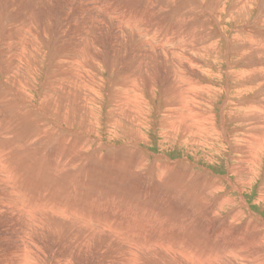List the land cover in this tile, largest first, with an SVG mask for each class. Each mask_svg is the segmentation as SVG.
Instances as JSON below:
<instances>
[{
	"label": "rangeland",
	"instance_id": "obj_1",
	"mask_svg": "<svg viewBox=\"0 0 264 264\" xmlns=\"http://www.w3.org/2000/svg\"><path fill=\"white\" fill-rule=\"evenodd\" d=\"M91 1L96 21L88 11L90 15L81 10L83 6L77 0H0V95L6 94L0 99V264H245L255 257L258 259L254 263L259 264V240L264 238L260 227L264 225V143L255 147L253 133L258 131L253 132L255 128L251 130L250 125L258 119L249 110H253L251 105L264 106V73L240 72L242 66L254 65L263 58L252 53V62L251 56H240L237 51L247 46L242 41L231 45L240 58L235 52L231 55L230 50L225 55L229 40L237 33L231 34L226 14L223 25L229 40L222 38L218 42L224 64H213L227 74L219 79L215 69L208 76L197 70L186 72L192 79L189 84L196 81L199 91L189 89L178 73V81L170 84L162 56L152 54L158 59L156 65L130 54L132 48L144 55L138 50L141 45L134 46V40H143L146 31L122 29L119 23L123 24L121 14H126V10L117 8L120 1L119 7L125 6L130 13L143 14L146 10L149 17L142 15L143 23L152 29L167 25L187 29L189 21L185 15L182 23L173 14V0ZM214 1L220 7H231V0ZM206 2L209 6L211 0ZM249 11L248 23L257 18L264 20V0H256ZM190 27L195 36L192 41L196 42L198 30ZM256 29L253 45L264 49V27L256 25ZM188 33L182 32L186 41ZM34 38L36 42L30 41ZM118 41H123L125 47ZM143 47L149 48L147 44ZM155 50H160L157 44ZM62 56L71 63L61 67ZM198 59L211 62L209 58ZM18 60H24V65H15ZM54 60L57 64L50 68ZM31 61L34 66L29 69ZM12 65L16 66V76L27 75L29 69L43 83V95L36 96L33 91L25 92L12 85L7 77ZM21 65L25 67L22 69ZM62 80L67 83L61 85ZM237 81L238 86L245 85L236 91L233 87ZM257 84L259 88H254ZM247 89L251 90L249 94ZM200 91L202 96L198 97ZM46 94L49 96L42 101ZM244 97L254 104H248ZM21 98L27 99L28 104L24 111L16 108V113L22 111L18 116L11 106ZM204 99V105L197 103ZM85 103L87 107H83ZM172 106L178 122L173 132L169 129L171 118L164 117V111ZM63 109L61 117L58 113ZM203 109L207 110L206 117L213 120L198 124L195 112ZM85 111L90 114V125L83 126L77 118H71ZM200 125L208 135L203 137L206 133L201 132L193 139L182 140L189 144L180 146L183 130L188 132L192 130L189 126L197 129ZM125 130H131L130 139L121 136ZM167 130L172 132L171 137L164 134ZM80 132L84 137L75 134ZM85 134L95 138L96 145L82 150L79 147L73 157L78 149L75 143ZM215 141L227 142L223 143L226 149L210 151V142ZM194 143L202 146L204 152L197 150ZM256 149L262 153L260 169L257 164L250 165L252 161L248 159L259 153ZM70 159L76 161L73 168L57 170ZM71 170L74 177L69 179ZM258 172L260 179H252L250 189L247 188L245 179L249 181ZM240 189L247 192L241 194ZM24 193L28 195L25 197ZM30 217L34 219L31 221ZM22 242L27 248L23 249ZM228 255L234 259L230 261ZM20 257L22 261L27 257V261L23 263Z\"/></svg>",
	"mask_w": 264,
	"mask_h": 264
},
{
	"label": "bare ground",
	"instance_id": "obj_2",
	"mask_svg": "<svg viewBox=\"0 0 264 264\" xmlns=\"http://www.w3.org/2000/svg\"><path fill=\"white\" fill-rule=\"evenodd\" d=\"M41 1V0H40ZM78 1V3H79V5H81V6H83V8L81 9L83 12H89L91 15H93L94 17H92L93 18V20H97V15H96V13L94 12L95 10H94V7L91 5V3H92V1L91 0H77ZM95 1V0H94ZM212 1L213 2H215L214 0H211V3L209 4V6L207 5V2H206V0H175V2H174V0L173 1H171V3H173L172 4V6L173 5H175L174 7H172L171 6V8L173 9H175V11L174 10H172V11H174V13L173 14H175L176 16H179L180 17V20L182 19L183 21H181L182 23H184L185 22V19L183 18V16L185 15V18L186 19H188L187 21H189V27L188 26H186V27H188L187 29L186 28H183L182 26H175L174 27V25L173 26H168L167 25V27L166 26H159L158 28H156V29H152V28H149V27H147V26H145V24L143 23V16H144V18H148L149 16L146 14V10L145 11H143V14L142 13H140V14H137V13H130V11H127V9L125 8V6H123V7H119L122 3L119 1V4L120 5H118V10H121V9H124V10H126V14H121L122 16H123V21H121V23L123 22V24H120L119 23V26L120 27H122V29H124L125 30V28H128L129 30H136V31H146V33L143 35V37H144V39L142 40V39H140V38H137V39H135L134 40V46H135V44H137V45H141V47H140V49H138V50H141V52H143L144 53V55H140L138 52H136V51H134V49H132V48H130V50H131V52H130V54L131 55H134V56H138L139 58H143L144 60H149V61H151L152 63H155L156 65L158 64L157 63V61H158V59L156 58V56H162L163 57V61L162 62H164V68H163V70L164 71H166L168 74H169V82H170V84H172L173 83V81L176 79V81H178V77H177V74L176 73H178L180 76L182 75V82L183 83H185L186 84V86L189 88V89H191L192 91H199L198 90V88L196 87V84H195V82L193 83V85H191V84H189V83H192V79L188 76V74H186V72H188V73H191L193 70H197L200 74H202V75H206V76H208V75H211V73H212V70H216L217 71V77L219 78V79H221L222 78V74L224 75H226L227 74V72H225L224 73V71H222L219 67H216V65L215 64H213V63H222V64H224V62H223V60H222V57H223V55H222V52L219 50L220 48H218V42L220 41V39H222V38H227L226 36H225V26L223 25L224 24V22L226 23V17L224 18V16H226V14H229V18H227V19H229L230 21V24H231V26H230V32H231V34L232 33H234V32H237L234 36H233V38H232V36H231V34H230V38H232V40L230 39H228L230 42H229V49H228V51H227V54H225V55H228L229 54V50L231 51V55L235 52V51H237L236 49H234V48H232L231 47V45L233 44V42L234 41H242L243 43H245L247 46L246 47H243L242 49H241V51H237L238 52V54H240V56H241V54H242V57H243V55L245 56V55H249V56H251V57H249V59L251 58H253L254 56L252 55V53H255L257 56L256 57H261V58H263L261 61H259V62H256L254 65L252 64V65H249V66H242V70H241V72H240V75H252V74H256V73H264V49L263 48H261V47H256V46H254L253 45V43H256V42H253L254 40H256V38L255 37H257V29H256V25H259V26H262V27H264L263 25H264V20L262 19V21L260 22V20L257 18V20L254 22H252V23H248V20H246L247 19V16L248 15H250V14H248V15H246V13H249L250 11V9H251V7L253 8L254 7V5L256 4V0H231V7H229V9H226V7L223 5V7H220L218 4H216V3H212ZM260 1V0H259ZM37 2H39V1H37ZM43 2V1H42ZM259 4V3H258ZM67 5V4H66ZM65 7V6H64ZM167 7V6H166ZM70 8V7H69ZM128 9H131V8H129V7H127ZM154 8V7H153ZM65 9V8H64ZM68 9V8H67ZM160 9V8H159ZM256 9V8H255ZM74 10V9H73ZM76 10V9H75ZM116 10V9H115ZM114 10V11H115ZM169 10H170V7H169ZM258 10V9H257ZM70 11V10H69ZM122 11V10H121ZM172 11H170V14L172 15ZM231 11V12H230ZM87 12V14H89ZM115 12H118V11H115ZM164 12V11H163ZM182 12L184 13V14H182ZM227 12V13H226ZM235 12V13H234ZM122 13V12H121ZM253 13V12H252ZM89 14V15H90ZM118 14V13H117ZM230 14H232V15H230ZM255 14V13H254ZM260 14V13H259ZM86 15V14H85ZM143 15V16H142ZM174 15V16H175ZM261 15V14H260ZM101 16V15H100ZM103 16H105V14L103 15ZM107 16V15H106ZM99 17V16H98ZM108 17V16H107ZM120 17V16H119ZM140 17V18H139ZM163 17H164V15H163ZM228 17V16H227ZM256 17V16H255ZM262 17V16H261ZM89 18V17H88ZM95 18V19H94ZM103 18V17H102ZM110 18V17H109ZM253 18V17H252ZM264 18V17H263ZM100 19V18H99ZM111 19H115V18H111ZM110 19V20H111ZM140 19V20H139ZM256 19V18H255ZM261 19V18H260ZM95 20V21H96ZM109 20V19H108ZM178 20V19H177ZM89 21V20H88ZM91 21V20H90ZM114 21V20H113ZM117 22H118V20H116ZM120 21V20H119ZM116 22V23H117ZM177 22V21H176ZM240 22V25L238 24ZM90 23V22H89ZM96 23V22H95ZM194 23H196V24H198L199 25V27L198 28H196L193 24ZM31 24V23H30ZM29 24V25H30ZM99 24V23H98ZM155 24V23H154ZM177 24H178V22H177ZM188 24V23H187ZM28 25V26H29ZM88 25V24H87ZM27 26V25H26ZM31 26H33V25H31ZM190 26H192L194 29H196V30H198V33H197V41L196 42H193L192 41V39L195 37L194 36V34L192 33V29H191V27ZM30 27V26H29ZM91 27H93V26H91ZM91 27H90V29H91ZM119 27V28H120ZM123 27H125V28H123ZM95 28V27H94ZM28 29V28H27ZM31 29H32V27H31ZM109 29V28H108ZM89 30V29H88ZM93 30V29H92ZM127 31V30H126ZM184 31H188L189 33L187 34V36H188V39L189 40H185L184 39V35L182 34V32H184ZM202 31V32H201ZM206 31H210L211 33H206ZM91 33H92V31H90ZM109 32V31H108ZM130 32V31H129ZM264 32V31H263ZM96 33V32H95ZM99 33V32H98ZM132 33V32H131ZM102 34V33H101ZM184 34H186V33H184ZM32 34H30V36H31ZM96 35H98V34H96ZM139 35V34H138ZM141 35V34H140ZM139 35V36H140ZM115 36V35H114ZM130 36V38L131 39H133V36H131V35H129ZM242 36H244V37H242ZM32 37V36H31ZM199 37V38H198ZM205 39H208L209 41H204ZM35 40V38L34 39H32V40H30V41H34ZM38 40V39H37ZM120 40H121V38H120ZM40 41V40H39ZM45 41V40H44ZM125 41V40H124ZM222 41V40H221ZM31 42V44H33ZM35 42H36V40H35ZM34 42V43H35ZM132 42V41H131ZM263 42H264V40H263ZM118 43H120L121 45H123L124 47H125V45H124V42L123 41H118ZM224 43V42H223ZM126 44V43H125ZM128 44V43H127ZM132 44V43H131ZM131 44H130V47H132L131 46ZM144 44H147L148 45V47L149 48H144L143 47V45ZM156 44L158 45V47H159V51H156L155 50V48H156ZM228 44V43H227ZM261 44H262V42H261ZM3 45V44H2ZM34 45V44H33ZM129 45V44H128ZM136 45V46H137ZM223 45V44H222ZM225 45V44H224ZM256 45V44H255ZM5 46H7V45H5ZM31 47V46H30ZM224 47V46H223ZM225 48V47H224ZM32 49L33 48H31V51H32ZM37 49V48H36ZM158 49V48H157ZM136 50V49H135ZM149 51V53H148V51ZM9 51V50H8ZM21 51H22V49H21ZM35 51V50H34ZM223 51H226V49L225 50H223ZM223 53H225V52H223ZM146 54L148 55V57H146ZM156 55V56H153V55ZM235 55H237V53L235 52ZM28 56V55H27ZM238 56V55H237ZM21 57V56H20ZM161 57V58H162ZM234 57H236V56H234ZM239 57V56H238ZM238 57H237V59H238ZM241 57V58H242ZM29 58H30V56H29ZM160 58V57H159ZM198 58H209L210 60H211V62L210 61H200ZM224 58H225V56H224ZM229 58V57H228ZM240 58V57H239ZM246 58H248V56H246ZM231 59V58H230ZM243 59V58H242ZM245 59V58H244ZM249 60V61H252V60ZM248 60V59H247ZM246 60V62H248ZM22 61H24V60H22ZM22 61H17V64H15V65H18V63H20V62H22ZM61 64H60V66L61 67H63L62 65H64L65 63H68V64H70L71 63V61H70V59L69 58H66V57H61ZM236 61V60H235ZM27 62V61H26ZM26 62H24V63H26ZM160 62V61H159ZM230 62H232V60L230 61ZM237 62V61H236ZM253 62V61H252ZM227 63V62H226ZM21 64H23V62L21 63ZM28 64V63H27ZM50 64V63H49ZM55 64H57L56 62H55V60L52 62V64L50 65V68H53V66L55 65ZM231 64H233V65H235L236 66V64H234V63H231ZM230 64V65H231ZM249 64V63H248ZM24 65V64H23ZM59 65V64H58ZM239 65V64H238ZM238 65H237V67H238ZM22 66V65H21ZM20 66V67H21ZM34 66V62H29V69L31 68V67H33ZM228 66H229V64H228ZM19 67V66H18ZM19 67V68H20ZM25 67V66H24ZM23 66H22V69L24 68ZM27 67V66H26ZM231 67H232V65H231ZM234 67V66H233ZM241 67V66H240ZM228 68H230V66L228 67ZM227 68V69H228ZM235 68V67H234ZM29 69H28V71H27V75L25 74V76H22L21 74L19 75V76H16L15 75V71H16V66H14V65H12V66H10V68L8 69V71H7V77H10V78H8L10 81H11V84L12 85H15L16 84V86L18 87V88H20V89H22L23 91H28V90H30V91H33V93H35L36 94V96H41V94L43 93V90H44V88L45 87H43V83L41 82V81H38L37 79H36V77L32 74V73H30L29 72ZM230 71H232V70H230ZM238 71V70H237ZM24 72V71H23ZM230 74H231V72H229ZM232 73H236V72H232ZM232 75V74H231ZM229 76V75H228ZM181 79V78H180ZM230 79H232V78H230ZM229 79V80H230ZM258 80V79H257ZM256 80V81H257ZM255 81V82H256ZM264 81V80H263ZM64 83H67L65 80H62V82H61V85H63ZM234 84V83H233ZM259 84H261V82L259 83ZM259 84H257V86H254V88H257L258 86H259ZM60 85V86H61ZM135 86H137V84L135 83L134 84ZM245 84L244 83H242V84H240L239 86H238V81H237V84L233 87V88H235L236 89V91H237V89H240V87H242V86H244ZM249 85V84H248ZM24 86H25V88H24ZM50 88H51V86H49ZM231 87V86H230ZM230 87H225L224 89L226 90V89H229ZM251 87H252V85H251ZM49 88V92H50V89ZM232 88V87H231ZM233 88H232V90H233ZM244 88V87H243ZM259 88V87H258ZM194 89V90H193ZM245 89V88H244ZM243 89V90H244ZM263 89V88H262ZM235 91V90H234ZM242 91V90H241ZM240 91V92H241ZM249 91H251L250 89H247V90H245V92L246 93H248ZM48 92V93H49ZM229 92H231L230 90H229ZM263 92H264V90H263ZM224 93V92H223ZM227 94H228V91H227ZM236 94V93H235ZM242 94V93H241ZM244 94V93H243ZM249 94V93H248ZM30 95V94H29ZM43 95V94H42ZM198 95V97H201L202 96V93H201V91L199 92V94H197ZM253 95H254V93H253ZM28 96V95H27ZM49 96V94H46L45 95V97L43 98V99H41L42 101H44V100H46L47 99V97ZM206 96H209V94H208V92H206ZM228 96V95H227ZM237 96V95H236ZM255 96V95H254ZM259 96V95H258ZM1 97H6V94L4 93V94H2V95H0V99H1ZM29 97V96H28ZM233 97V96H232ZM8 98V97H7ZM6 98V99H7ZM228 98V97H227ZM230 98V97H229ZM234 98V97H233ZM237 98V97H236ZM239 98H241V96L239 97ZM245 98V97H244ZM253 98V97H252ZM255 98V97H254ZM257 98V97H256ZM245 99H248V98H245ZM20 100V102H18V99L16 100V101H14V105H12L11 106V108H12V110L14 111V113L16 114V115H18V116H20V115H22V111H24V109H25V105L26 104H28L27 103V99H19ZM209 100V99H208ZM225 100H226V98H225ZM240 100V99H239ZM239 100H236V101H239ZM244 100V99H243ZM254 100V99H253ZM261 100V99H260ZM259 100V101H260ZM262 100H263V97H262ZM87 101V100H86ZM204 101H205V99L204 100H200V101H198L197 103H200V104H202V105H204L205 103H204ZM224 101V100H223ZM232 101V100H231ZM230 101V102H231ZM236 101H235V103H236ZM247 101V100H246ZM39 102H41V101H38V103ZM229 102V101H228ZM240 102V104L242 103L241 102V100L239 101ZM248 104H254L252 101H251V99H248ZM263 102V101H262ZM38 103H37V105H36V107H38L39 109H40V111H39V113L41 112L42 114H43V110L41 109V107H40V104L38 105ZM204 103V104H203ZM232 103V102H231ZM246 103V102H245ZM259 103V102H258ZM207 104V103H206ZM209 104V103H208ZM264 104V103H263ZM210 105V104H209ZM236 105H239V104H236ZM243 105V104H242ZM260 105V103L259 104H256V105H251V109H253V110H249V112L252 114V116H254V117H257V119H258V121H257V123H251V125H250V129L251 130H253L254 128V130H253V132H255V131H258V132H255V133H253V137H254V139H255V147L256 148H258V146H259V144H263L264 143V106L263 105H261V106H259ZM207 106V105H206ZM233 106V105H232ZM258 106V107H257ZM83 107H87V104L85 103L84 105H83ZM210 107V106H209ZM227 107H228V103H227ZM239 107H240V105H239ZM247 108H248V106H246ZM16 108L17 109H20V110H22V111H20V112H18V113H16ZM237 108V107H236ZM33 109V108H32ZM228 109V108H227ZM230 109V108H229ZM38 110V109H37ZM35 111L34 112V110H33V112H32V110H31V112L32 113H34V114H39L38 113V111ZM65 110L63 109V111H61V112H59L58 114H59V116H63L64 115V112ZM167 112V113H166ZM229 112V111H228ZM232 112V111H231ZM243 112V111H242ZM48 113V112H47ZM164 117H165V115H168L170 118H171V121H169V123L171 124V126H170V131H172L173 132V130L176 128V127H178V122H177V117L175 116L176 115V113L175 112H173V106H172V108L171 107H168L165 111H164ZM31 114V113H30ZM51 114V113H50ZM49 114V115H50ZM57 114V115H58ZM206 114H207V110H205V109H203V110H200V111H196L195 112V117H194V119H196L197 121H198V124H200L201 122H203V121H209V120H213V119H211V118H208V117H206ZM245 114V113H244ZM46 115V114H45ZM44 115V116H45ZM48 115V114H47ZM48 115V116H49ZM53 115H54V112H53ZM56 115V116H57ZM73 115V114H72ZM89 112L88 111H85L84 113H81L80 112V114L79 115H77V116H73V117H71L72 119H75V118H77L78 119V121H79V123L81 124V125H83V126H85V125H90V121H89ZM235 115V114H234ZM237 115V114H236ZM238 115H240V114H238ZM249 115V114H248ZM251 116V115H250ZM32 117V116H31ZM37 117V116H36ZM39 117H40V115H39ZM50 117V116H49ZM246 117H247V115H246ZM22 118V117H21ZM29 118V117H28ZM51 118V117H50ZM32 119V118H31ZM44 119V118H43ZM208 119V120H207ZM32 120H34V119H32ZM32 120H30V121H32ZM40 120H42V119H40ZM61 120H62V118H61ZM27 121V120H26ZM25 121V122H26ZM38 121V120H37ZM44 121V120H43ZM43 121H41V124H42V122ZM47 120L45 119V121L44 122H46ZM63 121H65L64 119H63ZM62 121V122H63ZM196 121V122H197ZM2 123H3V121H2ZM28 123H30L31 124V122H28ZM47 123L48 122H46V125H47ZM45 124V123H44ZM244 125H245V123H244ZM1 126V125H0ZM5 126V125H4ZM3 126V127H4ZM7 127H5V129H6ZM188 129H192V130H190V131H188V132H185L184 130H183V132H182V134L180 135L181 136V139H179V144H180V146H187V144H189V143H185V142H183L182 140H187V139H193V137L192 136H194V137H197V135H200L201 134V132H205L206 133V129L204 128V127H202L201 125L197 128V129H195V128H191V126H189L188 127ZM8 130V129H7ZM10 130V129H9ZM28 130V129H27ZM30 131H32V130H30ZM30 131H28V133L30 132ZM37 131H39V130H37ZM169 130H167L164 134H168L167 136H170L171 137V133L172 132H170ZM131 132V130H125V131H123V134L121 135L122 137H124V138H129L130 139V136L128 135V133H130ZM168 132V133H167ZM30 133H33V132H30ZM87 133V132H86ZM88 133L89 134H93V132H91V131H88ZM198 133V134H197ZM3 134V133H2ZM76 135H78L79 137H81V136H83L82 134H81V132H80V134H77V133H75ZM171 134V135H170ZM222 134H224V132H222ZM32 135V134H31ZM35 135V134H34ZM120 135V134H119ZM208 135V133H206L205 135H203V137H205V136H207ZM88 135H86L85 134V138H80V142L79 143H75L76 145H78V149H77V151L73 154V157H76L77 156V154H78V150H79V147H80V150H82V149H84V148H88V147H90V146H92L91 144H95L96 145V143H95V141L96 140H94L92 137H87ZM179 136V137H180ZM183 136V137H182ZM84 137V136H83ZM16 138V137H15ZM30 138V137H29ZM201 138H202V135H201ZM24 139V138H23ZM16 140V139H15ZM48 140H49V138H48ZM48 140H46V141H48ZM138 140V139H137ZM227 139H225L224 138V141H226ZM27 141V140H26ZM98 141V140H97ZM132 141V140H131ZM44 142V144H46L45 143V141H43ZM99 142V141H98ZM216 143H212V142H210V145H209V149H210V151H214V152H218L220 149H226L225 147H223V143H225L226 145H227V142H218V141H215ZM19 143V142H18ZM28 143V142H27ZM130 143V142H129ZM128 143V144H129ZM26 144V143H25ZM98 144V143H97ZM196 146H197V150H199V151H201V153L202 152H204V150L202 149V146H200L198 143H194ZM21 145V144H20ZM132 145V144H131ZM130 145V146H131ZM191 145V144H190ZM4 146V145H3ZM42 146V145H41ZM99 146V144L97 145V147ZM23 147V146H22ZM109 147V146H108ZM132 147H134V146H132ZM193 147V146H192ZM244 147H246V146H244ZM21 148V147H20ZM86 148V149H87ZM136 148V147H135ZM139 148V147H138ZM247 149H249L248 147H246ZM137 149V148H136ZM242 149H244V148H242ZM11 150V149H10ZM89 150V149H88ZM88 150H87V152H88ZM91 150V149H90ZM93 150H94V148H93ZM97 150V149H96ZM96 150H95V152H96ZM196 150V151H197ZM109 151V150H108ZM27 152V151H26ZM93 152V151H92ZM91 152V153H92ZM256 152H259V150L258 149H256ZM2 153H4V152H2ZM11 153V152H10ZM14 153V152H13ZM35 153V152H34ZM49 153V152H48ZM90 153V154H91ZM94 153V152H93ZM196 153V152H195ZM206 153V152H205ZM19 154V153H18ZM89 154V155H90ZM23 155V154H22ZM262 153L261 152H259V153H257V154H252V155H250L249 157H248V159L250 160V161H252L251 163H250V165H254V164H257L258 166H257V169H260L259 168V166L261 165V158H262ZM3 156V155H2ZM15 156V155H14ZM36 156H38V155H36ZM42 156V155H41ZM44 156V155H43ZM212 156V155H211ZM215 156H216V154H215ZM39 157V156H38ZM84 157V156H83ZM89 157V156H88ZM90 157H91V155H90ZM89 157V158H90ZM99 157H100V155H99ZM2 158V157H1ZM21 158V157H20ZM42 158V157H41ZM59 158V157H58ZM87 158V157H86ZM86 158H85V161H86ZM94 158V157H93ZM9 159V158H8ZM17 159V158H16ZM60 159V158H59ZM91 159V158H90ZM208 159H210V158H208ZM0 161H2L1 159H0ZM3 161H5V159L3 160ZM84 161V162H85ZM77 162H78V160H77ZM2 164V163H1ZM8 164V162H6V165ZM9 164H10V162H9ZM11 164H13V163H11ZM17 164V163H16ZM15 164V165H16ZM53 164V163H52ZM76 164V161L74 160V159H70L69 161L68 160H65V161H63L62 163H61V165L58 167V169L57 170H63L64 168H67V167H72L73 165H75ZM81 164V163H80ZM4 167L6 166V165H4V164H2ZM81 165H84L83 163L81 164ZM81 165H79V166H81ZM27 166V165H26ZM40 166H42V165H40ZM47 166V165H46ZM7 167V166H6ZM12 168V167H11ZM19 168H22V167H19ZM51 168V167H50ZM73 168V167H72ZM263 168H261V170H262ZM4 171H5V169H3ZM2 170V171H3ZM7 170V169H6ZM10 170V169H9ZM35 170V169H34ZM1 171V170H0ZM243 171V170H242ZM8 172V171H7ZM77 172V171H76ZM2 173V172H1ZM3 174V173H2ZM6 174V173H5ZM20 174V173H19ZM8 175V174H7ZM17 175H18V173H17ZM45 175V174H44ZM76 175V174H75ZM72 170L71 171H69V174H68V178L70 179V178H72ZM9 177H10V175H9ZM8 177V178H9ZM36 177V176H35ZM58 177H62V176H59L58 175ZM74 177V176H73ZM254 177V178H253ZM259 178L260 179V175H259V172L257 173V174H254V175H252L250 178H249V181H247L246 179H245V181L247 182V188H249L250 189V187H251V181H252V179H253V181L252 182H254L255 180H256V178ZM74 179V178H73ZM5 181V180H4ZM21 181H22V179H21ZM68 182V181H67ZM52 183V182H51ZM72 185V184H71ZM207 185V184H206ZM231 186V185H230ZM211 187V186H210ZM12 188V187H11ZM188 188V187H187ZM191 188V187H190ZM193 188V187H192ZM215 188H216V186H215ZM214 187H212V190H214L215 189ZM235 188V187H234ZM25 189V188H24ZM199 189V188H198ZM209 189V188H208ZM207 189V190H208ZM12 190H13V188H12ZM23 190V189H22ZM185 190V189H184ZM196 190V189H195ZM237 190V189H236ZM21 191V190H20ZM24 191V190H23ZM192 191V190H191ZM209 191V190H208ZM207 191V192H208ZM241 194H242V192L244 193V192H247L246 190H244V189H240V190H238ZM194 192H196L197 193V191H194ZM207 192H206V195H207ZM32 193V192H31ZM209 193V192H208ZM10 194H12V193H10ZM28 194H26V196H27ZM240 195V194H239ZM259 195H260V193H259ZM10 196H12V195H10ZM13 196H14V194H13ZM12 196V197H13ZM23 196H25V193H24V195ZM25 196V197H26ZM199 196V195H198ZM14 198V197H13ZM196 198H198V197H196ZM9 200H11L10 198H8ZM8 199H6V200H8ZM22 199V198H21ZM42 199V198H41ZM5 200V201H6ZM43 200V199H42ZM226 201V200H225ZM241 201H242V199H241ZM12 202V201H11ZM220 202V201H219ZM218 202V203H219ZM243 202V201H242ZM223 203V202H222ZM221 203V204H222ZM244 203V202H243ZM220 204V203H219ZM8 206V205H7ZM246 207V206H245ZM220 208V207H219ZM46 209V208H45ZM41 210V209H40ZM40 210L38 211L39 212V214H41L42 215V213H40ZM46 212H47V210H45ZM45 211H44V213H45ZM213 212V211H212ZM238 212V211H237ZM37 213V212H36ZM240 213V212H239ZM29 215H30V213H28ZM27 214V215H28ZM32 214H34V213H32ZM31 214V215H32ZM215 214V213H214ZM234 214V213H233ZM29 215H28V217H29ZM30 215V216H31ZM44 215V214H43ZM46 216V215H45ZM234 216V218H235V216L236 215H233ZM72 217V216H71ZM33 218V217H32ZM32 218L30 217V220L32 221ZM73 218V217H72ZM76 218V217H75ZM34 219V218H33ZM29 220V219H28ZM40 220V218H38V221L37 222H40L39 221ZM42 220V219H41ZM67 220V219H66ZM44 221V220H43ZM233 221V220H232ZM259 221V220H258ZM260 222V221H259ZM42 223V222H41ZM53 224V223H52ZM257 224H259V223H257ZM260 227H262V230H261V233L263 234L264 233V225H261ZM248 228V227H247ZM227 230V229H226ZM220 231H221V229H220ZM223 231V230H222ZM221 231V232H222ZM225 231V230H224ZM223 231V232H224ZM98 233V232H97ZM227 234H228V232H227ZM185 236V235H184ZM186 238V237H185ZM261 243H262V250L258 253V254H261V257H259V260H258V263L259 264H264V256H263V254H264V238H262V239H260L259 240ZM24 242V241H23ZM22 242V247H23V249L24 248H27V245L26 244H24ZM32 242V241H31ZM178 242V241H177ZM176 242V243H177ZM26 243H27V241H26ZM29 243V242H28ZM186 243V242H185ZM31 244V243H30ZM188 244V243H187ZM29 245V244H28ZM32 245V244H31ZM176 245V244H175ZM177 246H179V245H177ZM191 246V245H190ZM172 247V246H171ZM183 247V246H182ZM186 247V246H185ZM184 247V248H185ZM132 248V247H131ZM173 248V247H172ZM133 249V248H132ZM144 249V248H143ZM142 249V250H143ZM166 249V248H165ZM164 249V250H165ZM175 249H177V248H175ZM180 249V248H179ZM166 250H168V252L170 251V249H166ZM181 250V249H180ZM190 250V249H189ZM183 251V250H182ZM184 251H186V249L184 250ZM29 252V251H28ZM27 252V253H28ZM173 252V251H172ZM188 252H190V251H188ZM30 253V252H29ZM165 253H166V251H165ZM164 252H163V254H165ZM171 253V252H170ZM169 253V254H170ZM177 253V252H176ZM187 253V252H186ZM195 253V252H194ZM194 253H192V254H194ZM21 254H24V252L23 253H21ZM139 254V253H138ZM167 254V253H166ZM179 254V253H178ZM27 255V254H26ZM26 255H24V256H26ZM171 255V254H170ZM189 255V254H188ZM22 256V255H21ZM169 256V255H168ZM174 256H179V255H174ZM235 256V255H234ZM239 255H237V257H238ZM248 256V255H247ZM228 257H229V255H228ZM250 257V256H249ZM252 257V256H251ZM25 258V257H24ZM27 258V257H26ZM25 258V260L24 261H27V259ZM28 258H31L30 256L28 257ZM182 258V257H181ZM230 258V257H229ZM232 258V257H231ZM230 258V261L232 260V259H234V258H232L231 259ZM17 259V258H16ZM184 259H186V258H184ZM189 259H191V257L189 258ZM200 259V258H199ZM258 259V257H255V259L253 260V261H248V262H246L245 264H247V263H253V264H255L254 262L256 261ZM20 260L22 261L23 259H21V257H20ZM166 260V259H165ZM171 260V262L172 261H174L173 259H170ZM250 260V259H249ZM24 261H22L23 263H24ZM183 261H185V260H183ZM187 261V260H186ZM237 261H240V260H237ZM29 262V261H28ZM32 262V261H31ZM161 262H162V260H161ZM164 263L166 262V261H163ZM168 262V261H167ZM170 262V261H169ZM170 262V263H171ZM187 262H189V261H187ZM198 262V261H197ZM175 263V262H174ZM231 263H233L234 264V262H232L231 261ZM242 263H243V261H242ZM30 264V263H29ZM176 264H178V263H176ZM189 264H190V262H189ZM192 264V263H191ZM198 264H200V263H198Z\"/></svg>",
	"mask_w": 264,
	"mask_h": 264
}]
</instances>
